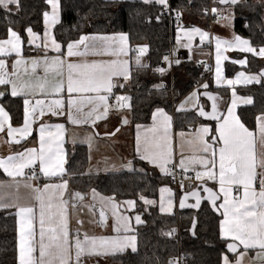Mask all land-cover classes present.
I'll return each mask as SVG.
<instances>
[{
  "label": "snow or ice",
  "instance_id": "1",
  "mask_svg": "<svg viewBox=\"0 0 264 264\" xmlns=\"http://www.w3.org/2000/svg\"><path fill=\"white\" fill-rule=\"evenodd\" d=\"M145 3H151L153 0H144ZM156 3L168 7V0H155ZM221 4L237 5L241 0H218ZM47 4L51 7V12H45L44 17L49 27L60 22V0H47ZM12 6L17 9L20 6V0H0V9L7 12L12 11ZM216 11L215 9L213 10ZM179 15V13H177ZM230 20L231 17H223ZM29 36L32 37L30 43H35L39 39L36 34L32 32L31 28L26 30ZM193 31L198 32L201 40L207 38V33H202L199 29ZM48 39V34H45V40ZM121 43L126 42L127 37L120 35L119 37H81V39L73 44L67 46V56H85L89 54L104 55L115 54L109 53L108 49L116 41ZM99 42V43H97ZM81 45L84 51H80ZM239 48L242 52H249L260 57H264V47L259 51L249 45V41L241 39L240 36L235 35L233 41L222 40L216 38V62H217V83H220L219 78V64L221 60V47L226 46L232 48L233 46ZM40 45H38L39 47ZM43 48L49 47L45 42ZM51 48L57 52L61 51V45L58 44L55 38L51 39ZM100 48V51H94ZM124 52V48H120ZM146 52V48H140L139 53L142 55ZM15 53L20 59L15 61L13 68L20 64L25 65L27 73L28 60H25L21 52V37L12 29H9V38L0 40V56H9ZM61 56L49 59L47 55L42 58H34L31 60V74L32 79L26 81L14 80L12 77H19L18 72L9 73L6 71L7 65L4 59H0V85L11 86L12 96H30L34 95L38 89L41 94H48L50 87L52 93L59 95L65 91V82L62 79L64 76L65 60ZM167 60V57H165ZM136 65L138 67H145L141 64L139 56H137ZM179 63V61H177ZM241 64H246V60L239 61ZM42 67L44 76H36L37 68ZM67 67V85L66 91L71 96L72 93H95V96H86L85 99L89 105H93L88 112H84L82 108L83 101L78 102L75 99H69L67 102L68 118L74 123H87L91 120L95 123L96 120L105 118L108 111L112 107L124 108L130 106L127 104L129 97L116 96V104H109V95L113 88L119 86L124 87L123 84H114L113 77H122L125 81L130 78L129 65L127 61L117 63L112 62H82L72 63L68 62ZM156 71L163 73L164 68H159ZM49 75L56 76L58 79L54 83L48 80ZM242 75V74H241ZM264 78V72L259 76L247 77L249 83L255 81L260 82ZM238 80L240 77L237 78ZM235 83L232 80L227 81L229 86ZM207 88L208 85H203ZM106 93V94H101ZM4 93L0 92V96ZM235 95V93H233ZM195 97L198 99L196 93H193L189 100ZM213 101L211 111H206L203 107L197 105L199 116L205 119L218 121V128L213 129L209 126L201 125L200 128L192 134L191 139L188 140L192 155L187 158H181L178 163L173 160V151L169 142V128L171 126V117L166 115L163 110L157 109L153 114L155 126L149 131L153 133L151 140L146 139L141 150V145L138 140L137 151L140 152V158L148 163L159 167L162 172L167 175H172L170 168L180 167L183 171H188L191 166H199L202 171H195V179L203 180L210 179L217 181L219 184V192L212 189L204 188L203 191L208 193L207 198L211 200L213 206H216L217 200H222L218 209H223L221 213L224 217L221 222V233L225 238H230L232 243L227 245L229 252L236 254L237 259L235 264H244V257L249 249H259L257 258L264 264V115L258 117L259 135L250 131L242 124L238 118L233 117L232 108L227 111V116L218 114V108L215 103L216 97L209 96ZM245 103H252L251 99L244 101ZM187 103V101L185 102ZM25 119L23 127L13 128L10 123L9 114L3 107H0V132L5 130L7 124V132L9 136L15 133H20L22 136L30 135L31 123L34 122L39 108V115H44V109L47 107L53 115L64 114L65 102L63 99H54L50 103L45 104V100H32L25 98ZM235 107V100L232 102ZM30 106V109H29ZM179 110H185L181 105ZM82 117V119H81ZM127 123V120L124 121ZM63 125H57V135L53 136L51 133L46 134V126H40L39 132V148L27 149L24 153L10 155L7 158H0V169L13 179L23 177L25 169H31V177L36 176V165L38 163L39 172L45 177H58L64 173V159L63 147L60 134L63 132ZM162 130V134L161 133ZM159 134V135H158ZM18 143L19 141H14ZM67 181L61 183L46 184L43 188L34 187L31 184L25 183L24 187L30 189L28 196L35 201L39 206V232L38 239L35 230L34 221L36 220L35 204L21 205L18 203L22 199L19 194V184L16 185V192L8 194L0 193V208L14 207L17 209L19 217L20 232H19V264H83V257L99 256L115 254L123 252L127 248H131L133 252L137 251L136 236L124 235L114 238L106 237H89L85 235L83 239L79 234L70 238L67 217L66 204L63 199L64 191L67 189ZM183 187V185H181ZM3 187V185H0ZM239 191L242 188V196H234L233 189ZM162 192L170 191L169 189H162ZM95 196V192L93 190ZM192 196L196 199V204L199 206L200 194L198 191H193L186 194L181 201L180 207H185L184 200ZM77 199H83L79 193H75ZM7 201L9 202H6ZM145 203L152 204L153 201L146 200ZM129 207H134L135 202L128 201ZM115 208V205H113ZM160 210L170 211L171 201L169 200L168 208L166 209L161 204ZM101 218H104V213L101 211ZM127 221V217H123ZM137 224L142 223L139 215L135 216ZM117 233L121 231L118 226ZM125 233L131 231L130 227L125 223L123 227ZM174 230L166 233L172 235ZM238 242V243H237ZM240 246L244 251L240 252ZM169 264H172L170 261ZM223 264H233L225 255L223 257Z\"/></svg>",
  "mask_w": 264,
  "mask_h": 264
},
{
  "label": "trees",
  "instance_id": "2",
  "mask_svg": "<svg viewBox=\"0 0 264 264\" xmlns=\"http://www.w3.org/2000/svg\"><path fill=\"white\" fill-rule=\"evenodd\" d=\"M60 1L61 20L54 27L53 34L63 46L80 39L86 33H127L134 58L137 54L135 49L139 45H147L148 52L141 61L145 67L133 64L131 83L124 88L129 93L131 121L134 124L149 123L156 108L172 110V95L169 91L171 77L156 71L169 50L168 21L162 17L157 19L163 6L155 2L145 3L143 0ZM211 2L170 0L172 6L181 10L184 20L204 28L209 25L206 9ZM48 8L47 0H20L19 8L12 6L10 13L0 9V40L7 38L9 29H12L19 32L25 48L28 47L26 30L32 28L36 33H43L44 13ZM234 15L235 31L250 39L255 46H264V1L241 0L234 6ZM249 61V71L264 68V62L260 63L254 57H249ZM226 67L229 75L236 70L230 63ZM200 70L201 67L192 61L176 65L173 75L176 97H182L201 80ZM237 90L253 97L252 105L241 106L238 115L249 129H254L256 117L264 113V82L240 86ZM0 92L4 93L0 96V103L10 113L11 124L19 126L24 120L23 99L11 96L3 87H0ZM175 120L176 128L184 129L204 119L196 111H178ZM67 152L71 186L82 193L95 189L118 200L135 199L141 205L140 197L157 199L159 188L171 181V177L161 174L158 169L139 158L134 159L133 170L88 174L86 169L89 155L86 145H68ZM3 176L0 169V178ZM204 188L209 187L200 185L189 190L199 192L202 198L199 209L191 205L195 197L189 195L186 206L178 210L180 248L189 264H222V256L228 251V242L219 233L220 210L207 198L208 193L203 191ZM132 213L139 214L143 221L136 232L137 251L117 254L111 258L112 261L120 264H167L166 258L178 250L174 237L166 235L177 223L176 213L163 214L154 205L148 209L140 206ZM17 229L16 214L1 209L0 264H17Z\"/></svg>",
  "mask_w": 264,
  "mask_h": 264
},
{
  "label": "crops",
  "instance_id": "3",
  "mask_svg": "<svg viewBox=\"0 0 264 264\" xmlns=\"http://www.w3.org/2000/svg\"><path fill=\"white\" fill-rule=\"evenodd\" d=\"M144 1V0H143ZM256 1H264V0H256ZM155 2V0H153ZM152 3V2H151ZM156 3V2H155ZM159 4V3H157ZM211 4L214 6L215 10L217 12H226L225 17H231L230 20H226L223 18L219 19L216 18V20L213 22L212 26V32L214 33V42L212 47L204 48L200 46L199 41L201 40V36L198 32H195L193 30L185 31L181 34L180 37L176 39L177 46H190L193 48L192 56L190 60L194 63H196L199 67H202L203 65L212 62L214 65V74L211 76V78L202 79L199 80L196 85L190 89L187 93H185L182 97L175 99V108L172 104V110L167 111L165 108H156L153 114L157 111V109L163 110L166 115L171 117V126L169 128V142L170 146L173 151V160H175L177 163L178 161L183 157L187 158L190 155H192L190 146L188 144V140L191 139L192 134L196 131V129L200 128L201 125L209 126L213 129L218 128L219 124L218 121L215 120H209L205 119L204 117L199 116L200 118L204 119L201 120V122H198L197 125L191 126L189 128L184 129H178L176 128V120H175V113L178 111H196L197 112V105L200 107V104L203 105V108L206 111H211V106L213 104V101L209 99V96L216 97V105L218 108V114H222L223 116H227V111L229 108H232V115L233 117H236L239 119V121L243 123L242 119L239 118L238 111L241 106H247L252 105L253 103V97L244 94L239 93L238 88L240 86H247V85H254V83H257L255 81L249 83L247 81V77L250 76H259L261 73V70H253L249 71L250 61L249 57H254L257 59V61L264 62V57H260L259 55H255L253 53L249 52H242L239 50L238 47L235 45L232 48H227L226 46L221 47L220 55L221 60L219 64V78L220 83H217V62H216V56H217V50H216V38H220L222 40H227L232 42L235 35H238L243 40L249 41V45L259 51L260 48L264 46H255L252 44L251 40L247 37L241 35L240 33H237L235 31V15H234V6L232 5H220L218 0H212ZM160 5V4H159ZM162 6V5H161ZM227 7V8H225ZM229 8V9H228ZM51 12V7L49 5L48 11ZM61 1H60V12H59V20H61ZM45 28L43 33H36L32 28V32L36 34V36L39 37L35 41V43H30L32 37L29 36L27 32V45L28 47L25 48L24 46V40L21 38V52L22 56L25 60H28L29 63L27 65V73L25 70V65L22 63L19 66L13 68V65L15 64V61L17 59H20L15 53H12L9 56H0V59H4L5 63L7 65L6 71L9 73L15 71L19 73V77L13 76L12 78L14 80L20 81H26L29 79H32L31 74V60L34 58H42L44 55H47L49 59L61 56L65 60V68H64V76L62 79L65 82V91L60 93L59 95L52 93L51 88H48V94H41L39 90L37 89L34 95L30 96H18L23 99V110H24V119H25V104L24 100L25 98H28L35 102L36 99H43L45 100V104L50 103L54 99H63L65 102V109L64 114L61 115H53L50 111H48L47 107L44 109V115H39V108L37 109V114L35 116L34 122L31 123L30 127V135L22 136L20 133H15L13 136H9L7 132V124L5 125V130L3 132H0V158H7L10 155H16L18 153H24L27 149L32 148H39V137L40 132L39 128L40 126H46V134L51 133L53 136L57 135V125H63V132L60 134V138L62 139V147H63V159H64V173L62 176L58 177H45L42 174V177L40 179H31L27 178L25 175L23 177H17L13 179L12 177H9L2 169L4 176L0 178V185H3V187H0V193H3L6 195L16 192V185L19 184V194L21 195L22 199L18 201L19 204L25 205V204H35V213H36V220L34 221L35 224V230L37 232V239H38V232H39V224H38V217H39V206L36 204L35 201L31 200V198L28 196V193L30 192V189H27L24 187L25 183L31 184L34 187H40L43 188L46 184H53V183H61L62 181H67V189L64 191L63 199L67 202L66 204V217H67V225H68V231L70 238L76 236L79 234L80 238L83 239L85 235L89 237H106V238H114L117 236H124V235H135L136 236V246H137V229L138 226L141 224H137L135 222V216L139 214H134L133 211L142 206L145 209H148L150 206L154 205L159 208V211L163 214H172L176 213L178 210V199L176 196V192L174 191L171 182L162 185L159 188V195L157 199H151L147 197H140L141 205H138L137 201L135 199H129V200H118L114 197L107 196L95 189H91L89 191H86V193H82L79 191H75L71 186V180H70V173L68 171V152L67 147L68 145H86L87 151H88V164H87V173L88 174H100V173H114V172H121V171H128L133 170L135 167V164H133V161L135 158H140V152L137 151L138 147V140L141 145V150L144 145V142L146 139L151 140L153 138V133L149 131V129L153 128L155 126V122L153 120V114L150 119L149 123H141V124H134L133 121H131V107L126 106L124 108H118V107H112L109 109L108 114L105 118L96 120L95 123H93L91 120H89L87 123L81 122L78 124L72 123L67 115L68 107L67 102L69 99H75L78 102L83 101L82 108L84 112H88L90 108L93 105H89L88 101L85 99L86 96H95V93H72L71 96L66 91V85H67V67L66 64L68 62L72 63H82V62H112L116 61L118 64L127 61L129 65V72H130V78L125 81L122 77H113L116 79V82H113L116 85L123 84L124 87H115L112 90V93L109 95V104L115 105L117 102L115 100L116 96H127L129 97V93L124 91V88L131 83V69L134 63L133 57H132V50H131V44H130V37L127 33H110V34H101V33H86L81 35V37H119L120 35H125L127 37L126 42L121 43L120 41H116L111 45V48L108 49L109 53L115 52V54H104V55H94L91 54V51H89V54L85 56H73L68 57L67 56V46L69 44H73L78 42L80 39L71 41L67 43L66 46H63L61 42H59L56 38V42L61 45V51L57 52L54 49L51 48V39L54 38L53 29L56 25L49 27V25L45 21V17L43 19ZM208 28V27H207ZM207 28L197 26L195 29H199L202 33H207ZM15 31V30H14ZM17 32V31H16ZM20 36L19 32H17ZM48 34V39L45 40V34ZM21 37V36H20ZM9 35L7 38L8 39ZM3 39V40H5ZM47 42L49 47L47 49L43 48L42 45ZM99 43V42H97ZM38 45H40L38 47ZM124 48V52L120 51V48ZM139 48V47H138ZM136 48L137 54L139 55V50ZM100 48L95 49L94 51H100ZM80 51H84L83 46L81 45ZM141 55V54H140ZM144 57V55H143ZM246 60V64H241L239 61ZM227 63H230L233 68H236L235 71H233L232 74H227ZM242 74V75H241ZM36 76L43 77L44 72L43 68L39 67L36 70ZM240 77L238 80L237 78ZM58 77L49 75L48 80L50 83L56 82ZM232 80L235 83L233 85L229 86L227 84V81ZM264 82V78H261L259 83ZM208 85L207 88H204L203 85ZM258 84V83H257ZM0 87L5 88L8 93L11 95V86H5L0 85ZM216 89V90H214ZM217 89H222L224 91H217ZM227 90V93L225 91ZM193 93H196L198 99L193 97V99L189 100V97L193 96ZM235 93V95L233 94ZM106 94V93H101ZM12 96V95H11ZM247 99H251L252 103L248 104L244 101ZM233 100H235V107H233ZM187 101V103H185ZM127 104L130 105V97L127 101ZM183 105L185 110H179L180 106ZM0 107H5L0 103ZM30 109V106H29ZM5 111L9 114L10 117V123H11V116L10 113L5 109ZM264 115V113L259 114L256 118ZM82 119V117H81ZM127 120V123H124V121ZM24 120L22 124L19 126L12 125L13 128H21L23 127ZM244 126L248 128L245 124ZM249 129V128H248ZM250 131H253L254 133L259 135V122L257 119V123L254 129H249ZM162 134V130L161 133ZM159 135V134H158ZM14 141H19L18 143ZM142 160V159H141ZM145 161V160H144ZM147 162V161H146ZM148 163V162H147ZM150 164V163H148ZM152 167L158 169V171L165 175L164 172L160 170L159 167H156L152 164H150ZM171 168V165L168 166ZM189 170L194 173L195 177V171H202L203 169L199 166H191L189 167ZM25 171V170H24ZM194 180L197 183V186L205 185L208 186L210 189H212L215 192H219V184L217 181H213L210 179H203V180ZM162 189H169L170 191L162 192ZM93 190L95 192V196L93 194ZM242 188L237 191L235 188L233 189V195L234 196H242ZM188 192H191L189 190H182V194L180 197L179 203H181V199L183 196L188 194ZM75 193H79L83 199H77L75 197ZM153 201L152 204H147L145 201ZM169 200L171 201V210L170 211H164L162 212L160 210L161 204L164 205V207L167 209L169 205ZM133 201L135 202L134 207H129L127 202ZM6 202L7 201L6 199ZM188 202V199H187ZM222 203V200H217L216 205L217 207ZM115 205V208L113 207ZM1 209H8L10 211H13L15 214L17 213V209L14 207L10 208H0ZM220 210V223H219V233L221 237L226 240L229 243H232V240L230 238H225L222 236L221 233V222L223 221L224 217L221 214L223 212V209ZM101 211L104 213V218H101ZM17 216V239H18V247H17V253H18V259L17 264H19V232H20V223H19V217ZM123 217H127V221L122 219ZM127 223V225L130 227L131 231L125 233L123 231V227ZM121 228V231L117 233L116 228ZM238 243V242H237ZM131 251V248H127L123 252H117L115 254H108V255H93V256H86L83 257V264H120L119 262L112 261V257L116 256L117 254L124 253ZM240 252H243L244 249L242 246L239 248ZM259 249H249L247 251V254L244 257V264H262V261L257 258V252ZM227 255L228 259L235 264V261L237 259L236 254L231 253L227 251L222 256V264H223V257Z\"/></svg>",
  "mask_w": 264,
  "mask_h": 264
},
{
  "label": "built area",
  "instance_id": "4",
  "mask_svg": "<svg viewBox=\"0 0 264 264\" xmlns=\"http://www.w3.org/2000/svg\"><path fill=\"white\" fill-rule=\"evenodd\" d=\"M215 8L214 6L210 3L209 7L206 9V15L207 18L209 19V25L207 28V38L204 40H200V46L204 48H209L212 47L213 42H214V33L212 32V26L213 22L216 20V18L222 19L223 17L226 16V12H217L213 11ZM179 13V15H177ZM160 17L164 18L166 21H168V35H169V47H168V52L165 57H167V60H165V57L161 60L159 63L160 65L156 68H164L165 71L163 73L169 74V77H171V87L169 91L172 94L173 98V106L175 105V99L176 95L174 92V72H175V67L176 65L190 60L193 52V48L190 46H176V39L181 36V34L185 31L188 30H193L197 28L198 25L194 24L193 22L184 20L182 17L181 10L175 8L174 6L171 5L170 0H168V7L163 8L160 11L159 16L157 19ZM137 56H139L140 61H143L142 55L136 54L135 57L133 58V61L135 63ZM179 61V63H177ZM158 72V71H157ZM160 73V72H158ZM214 74V65L212 62L207 63L201 67V70L199 72V77L202 79H207L211 78V76ZM117 80L113 78V82H116ZM175 108V106H174ZM174 162H176L174 160ZM36 167V176L35 178L31 177L32 170L31 169H25V176L31 179H40L42 177V173L39 172V166L38 163L35 166ZM171 172L173 173L172 175H169L171 177V184L176 192V196L178 199V206H179V201L180 197L182 194V190H191L197 187V183L194 180V173L190 170L188 171H183L180 167H175V168H170ZM183 185V187L181 186ZM180 206L178 207L179 210ZM178 210L176 211L177 215V223L175 227L173 228L174 233L172 234V237H174V240L177 244V252L173 253V255H169L166 258V263L169 264L171 261L172 264H189L187 262V257L185 253L182 252V249L180 248V238H181V227H180V221L178 220Z\"/></svg>",
  "mask_w": 264,
  "mask_h": 264
},
{
  "label": "water",
  "instance_id": "5",
  "mask_svg": "<svg viewBox=\"0 0 264 264\" xmlns=\"http://www.w3.org/2000/svg\"><path fill=\"white\" fill-rule=\"evenodd\" d=\"M219 4L222 5V6H223V5H225V6H226V5H229V4H221V3H219ZM261 72H264V69H262ZM200 107H203V105L200 104ZM196 113L198 114V111H197ZM183 198H184V196L182 197L181 201L183 200ZM188 199H189V197H188ZM201 201H202V198H200L199 206H193V205L196 204V199H195L194 203H192L191 205H192L193 207L199 209V208L201 207V205H200V204H201ZM186 202H187V200H184V203H185V204H186Z\"/></svg>",
  "mask_w": 264,
  "mask_h": 264
},
{
  "label": "rangeland",
  "instance_id": "6",
  "mask_svg": "<svg viewBox=\"0 0 264 264\" xmlns=\"http://www.w3.org/2000/svg\"><path fill=\"white\" fill-rule=\"evenodd\" d=\"M225 8H227V7H225ZM229 9V8H228ZM217 11V10H216ZM263 18H264V16H263ZM178 44H176V46H177ZM140 48H146V52H144L143 54H142V57H143V55L145 56L146 54H147V52H148V50H147V45L146 44H142V45H139V48H138V50L140 49ZM140 54V53H139ZM144 58V57H143ZM172 95V94H171ZM177 98L178 97H176V100H177ZM171 99H172V102H173V98H172V96H171Z\"/></svg>",
  "mask_w": 264,
  "mask_h": 264
}]
</instances>
